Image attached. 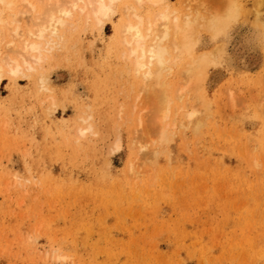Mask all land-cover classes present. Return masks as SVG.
Masks as SVG:
<instances>
[{
	"label": "rangeland",
	"instance_id": "obj_1",
	"mask_svg": "<svg viewBox=\"0 0 264 264\" xmlns=\"http://www.w3.org/2000/svg\"><path fill=\"white\" fill-rule=\"evenodd\" d=\"M232 1L224 32L198 30L197 51L223 48L198 126L185 95L166 138L114 48L118 14L71 20L3 79L0 264H264V0ZM200 4L209 18L227 0Z\"/></svg>",
	"mask_w": 264,
	"mask_h": 264
},
{
	"label": "bare ground",
	"instance_id": "obj_2",
	"mask_svg": "<svg viewBox=\"0 0 264 264\" xmlns=\"http://www.w3.org/2000/svg\"><path fill=\"white\" fill-rule=\"evenodd\" d=\"M200 1L186 0L192 5L177 0L183 9L185 3L186 8L191 5L190 13L181 15L170 0H0V84L5 77L25 76L40 64L71 20L103 27L118 14L113 45L122 68L132 78L129 85L144 94L151 106L154 133L166 138L168 128L174 125L171 118L176 104L185 95L197 103L185 117L198 126L205 109L203 83L209 67L223 53L220 45L197 51L198 30L218 36L237 11L234 2L227 0L222 12L205 18ZM260 73L259 86L264 84V68ZM262 141L264 144V135Z\"/></svg>",
	"mask_w": 264,
	"mask_h": 264
}]
</instances>
